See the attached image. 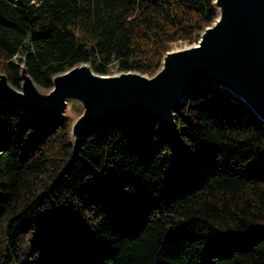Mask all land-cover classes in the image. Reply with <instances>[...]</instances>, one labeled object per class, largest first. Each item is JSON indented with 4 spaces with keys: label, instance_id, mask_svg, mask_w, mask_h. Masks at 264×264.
<instances>
[{
    "label": "trees",
    "instance_id": "obj_1",
    "mask_svg": "<svg viewBox=\"0 0 264 264\" xmlns=\"http://www.w3.org/2000/svg\"><path fill=\"white\" fill-rule=\"evenodd\" d=\"M217 18L215 0H0V73L152 75ZM71 124L0 103V264H264V121L239 97L197 85L174 133L115 115L76 145Z\"/></svg>",
    "mask_w": 264,
    "mask_h": 264
},
{
    "label": "water",
    "instance_id": "obj_2",
    "mask_svg": "<svg viewBox=\"0 0 264 264\" xmlns=\"http://www.w3.org/2000/svg\"><path fill=\"white\" fill-rule=\"evenodd\" d=\"M218 18L198 42L163 56L152 77L137 71L102 75L81 63L52 78L43 92L21 65L20 88L0 73V103L36 123L60 122L68 101L82 113L71 126L79 145L87 128L115 115L156 118L176 130V114L194 88L210 82L239 97L264 121V0H215Z\"/></svg>",
    "mask_w": 264,
    "mask_h": 264
},
{
    "label": "rangeland",
    "instance_id": "obj_3",
    "mask_svg": "<svg viewBox=\"0 0 264 264\" xmlns=\"http://www.w3.org/2000/svg\"><path fill=\"white\" fill-rule=\"evenodd\" d=\"M197 38L199 40L200 35ZM198 40L193 41V42H189L187 40H179V41L172 42L169 51L179 50V49H182L184 47L194 45L198 42ZM162 61H163V59H162ZM161 67H162V62H161L160 68ZM160 68L157 71H155V73L158 72L160 70ZM119 73H120V71H118L117 68L113 67L111 69L110 74H108V75L119 74ZM154 74L151 75L148 73H144V75H147L149 77H152ZM39 89L43 92L49 91V90L42 89L41 87H39ZM81 113H82V107L80 106V104L77 101H74V100L68 101V104L66 105V108L64 111V116L69 118L72 121V124ZM72 124H71V126H72Z\"/></svg>",
    "mask_w": 264,
    "mask_h": 264
}]
</instances>
